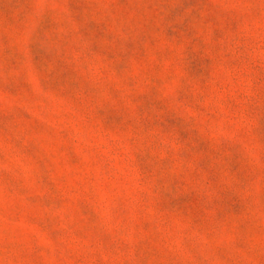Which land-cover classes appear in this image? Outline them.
Here are the masks:
<instances>
[{
	"label": "rangeland",
	"instance_id": "rangeland-1",
	"mask_svg": "<svg viewBox=\"0 0 264 264\" xmlns=\"http://www.w3.org/2000/svg\"><path fill=\"white\" fill-rule=\"evenodd\" d=\"M0 264H264V0H0Z\"/></svg>",
	"mask_w": 264,
	"mask_h": 264
}]
</instances>
